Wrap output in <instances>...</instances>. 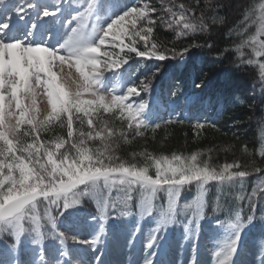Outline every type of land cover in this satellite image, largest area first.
Masks as SVG:
<instances>
[{
	"label": "snow or ice",
	"instance_id": "obj_1",
	"mask_svg": "<svg viewBox=\"0 0 264 264\" xmlns=\"http://www.w3.org/2000/svg\"><path fill=\"white\" fill-rule=\"evenodd\" d=\"M158 3L159 7L150 0H134L112 15L113 0H0V236L13 237L10 252H16L27 234L40 248L41 264H102V251L89 258L75 249L88 246L95 251L106 239L110 213L132 215L137 193L140 218L152 215L158 194L167 197V210L160 213L145 240V250L151 251L140 264H155L157 247L174 223L183 225V241H193L195 249L205 210L219 211L222 198H231L235 207L226 219L215 220L229 236L212 249V264H235L243 230L256 219L264 221V160L261 166L255 160L242 164L235 159L212 165L200 159L199 151L155 155L147 148L131 152L128 159L117 154L118 141L131 144L129 136L143 138L149 129L155 134L162 125L177 122L173 115L149 119L148 99L128 102L151 92L162 66L153 68L139 83L124 82V66L132 60H138L140 67L148 60L182 63L192 49L204 47L188 44L177 50L175 42L172 47L158 42V27L173 30L177 40L209 28L206 11L197 16L195 7L178 0ZM199 3L195 0L196 6ZM206 4L211 7L209 0ZM105 13L110 17L106 23ZM211 19L217 22L214 16ZM257 23L255 35L236 45L242 64L257 63L243 59L245 46H251L256 57H264L262 3L248 8L241 22ZM247 31L245 26L237 34ZM206 47L212 50L214 45ZM259 68L264 78V63ZM85 94L91 99H83ZM41 97L46 98L43 105ZM102 115L126 122V129L114 128ZM57 124L65 133L43 139L42 134ZM205 126L198 120L193 129L199 135ZM207 126L219 131L215 123ZM97 141L99 147L89 146ZM260 156L264 158V147ZM137 158L144 163H135ZM253 173L260 176L248 192ZM210 182L216 189L215 202L209 196ZM193 185L194 199L181 205L182 191ZM226 188L236 189L235 195ZM85 197H92L97 209L89 217L96 225L89 239L59 226L60 217L82 205ZM38 202H46L43 217L37 211ZM189 210L192 215L181 219V212ZM137 232L139 224L133 237ZM49 239L55 241L50 260L44 255V242ZM258 250L259 264H264V244H258ZM9 264L21 262L13 259ZM188 264H197L196 257Z\"/></svg>",
	"mask_w": 264,
	"mask_h": 264
},
{
	"label": "trees",
	"instance_id": "obj_2",
	"mask_svg": "<svg viewBox=\"0 0 264 264\" xmlns=\"http://www.w3.org/2000/svg\"><path fill=\"white\" fill-rule=\"evenodd\" d=\"M180 1L195 7L197 16L201 11H206L209 17L206 20L209 25L208 30L192 33L177 40L173 30L158 27L155 37L158 42L166 43L168 47H172L175 42L177 50L180 46L188 44H200L204 47L192 49L189 57L182 63L174 60H148L143 67H140L138 60H132L122 69L125 72V81L139 83V80L149 74L153 68L162 66L161 72L153 80L151 92L141 93V97H135V100L139 103L141 98L148 99L150 109L156 115V120L168 119L169 115H173L177 118V122L172 125H162L155 134L149 129L143 138L132 139L129 136V139L132 140L131 144H125L123 140L118 141L119 151L117 154L128 159L131 152H140L145 148L155 155H170L171 152L190 155L192 152L199 151L203 153L200 159L208 161L212 165L232 163L235 159L242 164L255 160L257 166H261L260 161L264 160L260 156L261 149L264 147V78L260 75L259 63H264V57H256L252 47L245 46L242 48L243 59L245 61L252 59L257 63L242 64L240 54L236 51V45L240 44L242 40L248 39L249 36L255 35L258 23L245 25L241 22L244 20V13L248 8L259 5L264 0H215L210 8L207 7L206 0H200L199 6H196L195 0ZM133 2L134 0H113L112 14L115 15ZM150 2L159 7L158 0H150ZM217 4L220 6L217 7ZM256 15H259L258 7H256ZM213 16L216 18V23L212 22L211 17ZM245 26L248 27V31L243 36L238 35L237 32L243 31ZM260 39H264V37ZM207 44L214 45V48L209 50L206 47ZM141 50H143L142 46ZM248 80L251 83L254 80L257 81V84L260 82V87H258L261 93L254 95L263 97L261 106L257 105L253 108L254 97L253 95L249 96V93L257 86H253L254 83L250 82L248 85ZM201 81L204 82L201 83ZM197 84L200 86L197 87ZM251 118L256 121L255 123L250 121L248 124V120ZM101 119L109 120L110 124L118 130L127 127L126 122L122 124L119 119L112 116L102 115ZM179 120H183V123H179ZM198 120L206 125L204 129L200 130L199 135L193 129V125ZM209 123H215L219 131L208 127ZM85 130H87L86 127ZM65 131L57 124L50 132L42 134V138L63 135ZM89 146L99 147L100 145L97 141L90 143ZM245 148H247L246 152ZM134 162L142 165L144 160L137 158ZM150 174H154V169H150ZM258 176L260 174L253 173L248 178L247 191L251 189ZM213 183L210 182L209 196L215 202L216 189L211 186ZM225 190L231 192L233 196L235 195L236 189L226 188ZM195 191L196 188L193 185L182 191L181 196L189 198ZM82 200V210L96 215L93 200L86 197ZM221 203L223 206L217 212H213L211 207L205 210L207 215L203 219V227L213 228L216 225V219H226L228 212H231L235 207L231 198H222ZM45 207L46 205L40 208L41 216ZM260 211L261 208L258 206L257 216L260 215ZM53 215H57L55 210H53ZM72 215L73 212L69 210L63 215V218L69 220L72 219ZM110 220L111 218L108 221ZM115 223H118L117 219L114 220ZM249 225L250 228L245 231V239L248 241L261 235L264 231V221L260 219L254 220ZM60 228L69 231L64 225H61ZM4 237L0 239V264H7L11 260L10 257H14L16 254L22 260L26 258L27 253L22 252L21 246L16 252H10L9 248L14 240L7 234Z\"/></svg>",
	"mask_w": 264,
	"mask_h": 264
},
{
	"label": "rangeland",
	"instance_id": "obj_3",
	"mask_svg": "<svg viewBox=\"0 0 264 264\" xmlns=\"http://www.w3.org/2000/svg\"><path fill=\"white\" fill-rule=\"evenodd\" d=\"M178 2L181 1L179 0ZM261 37H264V35H262ZM121 74H122V70H121ZM108 75L110 76L111 74ZM249 82L251 83V81L249 80L247 81L248 85ZM256 82L257 81L254 80L253 81L254 84L251 83L253 84V86H257V87L256 88L254 87L252 90H250L249 93V96L253 95L254 97L253 108H255L257 105L261 106V102L263 100V97L255 96L256 94L261 93L259 90L260 82L258 84ZM82 98L91 99V97L87 96L86 94ZM132 98L133 97L129 98V100ZM45 102H46V98L41 97L40 99L41 105H43ZM131 103H134V101H132ZM148 116L150 118V114H148ZM250 121L252 123H255L256 120L254 121V119L251 118L250 120H248V124L250 123ZM258 177H256V179L254 180L252 187L255 185V183L258 182ZM251 189L248 192H251ZM195 195H196V191L195 193L191 194L189 198H183L181 196V201H180L181 205H183L186 202L192 201ZM138 196L139 194L137 193L136 203L132 207V215L119 216L114 212L110 213L109 219L111 217L112 218L110 221L107 222L106 239L100 245H98L95 251L89 248L88 246L79 247L75 249V251L79 254L86 255L89 258L94 256L97 252L102 251L103 252V255L101 257L102 264H140L143 258L148 254V251H151V250H145L144 247L145 240L147 238L149 231L155 226L157 219H159L160 213L167 210V197L165 194H158L157 199L153 201L154 207H153L152 215L140 218L139 208L136 206V204H138ZM92 200H93V206L95 208V212H97L96 201L93 198ZM45 205L46 202H42L41 204L37 203V211L41 213L40 208ZM80 209H82L81 205L69 209L73 212V216L75 214L76 215L69 221H65L63 218H61L59 226L64 225L69 229L70 232L79 233L82 239H89L93 234V232L96 230V225L89 222L88 216H94V213H89L86 210L84 211ZM84 214L86 217H82L84 216ZM185 215L191 216L192 215L191 210L187 212H181L180 214L181 219ZM116 219L122 225L120 226L113 225L114 220ZM138 224H139V232H137L135 237H133L132 234L135 231ZM203 224H204L203 221H201V225ZM169 227L170 225L167 227V230L164 233V238L157 247V258L155 264H188V261L193 256L196 257L197 264H212V254H211L212 249L214 248V246H216L218 241H223L227 239L229 236V233L226 229H222L217 226L211 229H206V227H204L202 228L203 231H201V234L199 235V239L196 241V248L193 249L192 247L193 241L191 240L183 241V239L179 237L170 239L168 232ZM184 235H185V231H184ZM4 236H6V234L0 236V239L3 238ZM10 237L13 238L12 236ZM130 240H132L133 242L130 243L129 242ZM50 241L55 242L54 240L51 239L46 240L44 242V246L45 243L47 244V249L44 255L48 257L49 260L52 258L53 248L55 245V243H49ZM19 246L23 248L22 252L27 253L26 258H23L22 260L18 255H15L14 257L13 256L10 257L11 260L19 258L21 264H41V261L39 259L40 255L38 254L40 253V248L39 246L34 245L32 243L31 236L26 234L24 237H22ZM259 255L260 253L258 250L257 239L249 240L247 244H245L241 239L239 244V250L235 256V264H259ZM10 261H8L7 264H9Z\"/></svg>",
	"mask_w": 264,
	"mask_h": 264
},
{
	"label": "clouds",
	"instance_id": "obj_4",
	"mask_svg": "<svg viewBox=\"0 0 264 264\" xmlns=\"http://www.w3.org/2000/svg\"><path fill=\"white\" fill-rule=\"evenodd\" d=\"M209 3L210 4L215 3V0H209ZM262 6H264V2H262ZM229 148H230V146H229ZM257 243L258 244H264V233H262L259 237H257Z\"/></svg>",
	"mask_w": 264,
	"mask_h": 264
}]
</instances>
